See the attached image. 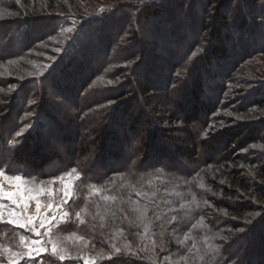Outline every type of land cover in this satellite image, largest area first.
<instances>
[{"label":"trees","instance_id":"obj_1","mask_svg":"<svg viewBox=\"0 0 264 264\" xmlns=\"http://www.w3.org/2000/svg\"><path fill=\"white\" fill-rule=\"evenodd\" d=\"M90 1L85 4L86 0H68L65 7L60 0H0V42L4 44L0 45V167L24 175L27 180L37 179L40 185L54 187L50 202L56 205L66 199L67 203L61 207L69 213L67 222L61 221L53 227L52 237H45V241L51 239L47 251L29 264H216L217 261L232 264L233 260L236 264H264V152L249 149L264 142V80L256 78L264 75V34L258 36L247 17L236 13L234 18L233 13L237 10L243 14V8L248 12L252 4L239 6L235 4L238 0H133L124 5L119 1L102 5V0ZM214 5L217 13L212 12ZM60 6L67 14H55ZM79 6L86 9L85 15L75 11ZM176 9L186 15L182 18L186 20L181 21L183 25H174L169 35L162 19L166 22L171 10ZM253 9L255 13L258 10ZM215 15L210 31L206 25H210ZM70 16L80 20L57 45L52 40L60 31L54 25L68 21ZM198 22L203 31L194 35ZM99 23L108 29L100 37ZM43 26L47 29L42 30ZM145 30L160 39L153 40L154 51L166 48L173 53L169 60H163L169 63L161 81L167 91L164 95L162 89L150 84L151 71L143 66L146 60L161 59L153 51L149 55L139 50L148 46L139 39ZM223 31L226 35H222ZM94 37L96 42H85ZM172 43L177 46L171 47ZM48 45L66 52L60 71L72 54L75 56L71 60L86 62L73 73L77 80L68 83L72 74H67L60 89L73 103L75 113H62L64 122H55V128L66 135L73 131L75 140L80 139V147L68 146L64 153L55 152L48 142L42 143L43 136L38 137L42 135L39 125L50 117L46 106L51 98L46 86H40L37 103L31 106L25 103L23 115L19 116V96L12 94L8 79L2 77L11 71L1 65H11L19 57L31 58L35 51H45L44 46ZM84 55H90L91 60L77 57ZM173 55H178V60ZM258 57L263 59L257 60ZM32 58L38 63V55ZM247 64L249 67L258 64L256 73L247 71L249 76L230 77L235 69H245ZM212 66L222 73L215 76ZM23 67L22 73L24 70L34 75L40 73L33 64ZM57 70L44 81H52ZM189 71L207 73L209 83L196 80L197 84L177 86ZM138 72L144 77V96L157 92L165 100L172 99L176 113L183 117V126L173 127L161 117L155 121L153 117L158 112L151 114L146 104L133 111L132 102L139 100L133 92ZM249 77L255 78L254 81L250 83ZM225 79L228 85L233 82L238 87L235 89L238 101L230 102L227 97L229 86L224 87ZM129 91L133 92L131 97L127 96ZM164 106L165 115L169 105ZM221 110L243 118L222 116ZM124 113L132 120L128 130L122 121ZM140 122L144 124L142 130ZM31 123L37 126L23 130ZM224 123L231 126L224 128ZM118 125L124 128H117ZM145 131L151 141L146 157L135 145L140 142L138 133ZM174 131L180 134L177 136ZM17 133L24 138L23 144H16ZM228 138L237 143L238 149L224 146L219 154V144ZM180 139L184 145H180ZM121 146L126 147L122 152ZM171 149L175 151L168 156ZM8 158L13 160L12 165H6ZM73 168L76 172L70 177L65 176L63 181L56 179ZM78 175L80 178L76 179ZM69 184L71 195L65 197L64 190ZM108 196L116 199H104ZM133 201L147 210L145 222L130 223L137 215ZM78 211L84 224L75 217ZM113 211L117 214L115 221L111 217ZM125 216L129 219H124ZM156 216L161 219L156 220ZM172 216H176L175 222H171ZM240 228L245 231H238ZM22 236L28 241L38 239L25 229L0 224V264H10L12 259L4 249L27 251L29 244L21 242ZM53 243L65 255L63 261L52 254ZM15 259L25 264L24 259Z\"/></svg>","mask_w":264,"mask_h":264},{"label":"rangeland","instance_id":"obj_2","mask_svg":"<svg viewBox=\"0 0 264 264\" xmlns=\"http://www.w3.org/2000/svg\"><path fill=\"white\" fill-rule=\"evenodd\" d=\"M117 1L123 2L122 5H124L125 4L124 2L127 3V2L133 1V0H102V2H100V1L99 2L102 3V5H108L110 3H112V4L117 3ZM134 1H137V0H134ZM87 2H91V1L90 0H88V1L86 0L85 4H87ZM60 3H61L60 5H63L65 7H67L68 0H60ZM196 4H197V2H196ZM235 4L236 5L239 4V6L240 5L244 6L245 4L246 5L247 4L248 5L252 4V5L249 6V10L250 9L251 10L248 11V12L246 11L245 8H243L245 10V12H246V13L242 12L244 15L241 14V12L239 13L237 10H235V12L233 11L234 16H235L234 18L237 17L236 13H238L239 15L247 17V19L249 21L248 24L251 23V25L254 28V30H257V32H258L257 35L258 36L263 35L264 34V0H238V1H235ZM214 6H215L214 7L215 10H213L212 12H214V13L216 12L217 13V5H214ZM251 6H252V8H251ZM253 8L258 9L256 13H255L256 10L253 9ZM75 11L77 13H80V14H84V15L86 14V12H84V11H86V9H83L82 6H79ZM65 12L66 11L64 10V7L60 6V8L56 9V13L55 14H57V16L59 14L60 15L67 14ZM167 13H169V12H167ZM171 13H170L171 14L170 17L168 16V19H167L166 22H165L164 19H162V21L165 23L164 25H166L168 27V28H166V26L162 27L163 30L165 28H166L165 30H168L167 34L172 32L171 30H173V29H171V28H173L174 25H178V26L183 25L181 21L183 20L185 22V20H186V19H182V18H184L183 15H185V14H182L177 9L175 11L171 10ZM226 15H228V17L230 16L229 13H227ZM215 18H216V15L212 18V21H210V25H206V27H208V30H210V31H211L212 25H214ZM230 18H231V16H230ZM154 20L157 23L159 22V19H154ZM78 21H77V18H75L74 16H70V17H68V21L58 22L56 25H54V26H56L55 29L60 31V34L57 36L58 38L55 37V38H53L52 41L55 42L57 45H59V41L61 43L62 39L65 38L68 35V31H66V29H69V28L73 29L75 23L78 22ZM200 25L201 24L198 22L197 28L195 29L194 35H197L201 31H203V28ZM254 25H257V26H254ZM130 27L137 32L136 26L131 24ZM41 28H42V30H46L47 29L44 26L41 27ZM103 28H104L103 24L99 23L98 29L101 30V33H98V34H100L99 37L102 36L103 34H105L106 31L108 30V29L105 30ZM15 30H17V29H15ZM37 30H38V27H37ZM56 30H53L52 32H54ZM161 32H162V30H161ZM229 33L231 35L233 34L232 31H229ZM152 34H150L149 30H145V31L142 32L141 36H139L140 34L138 35L139 39H141V41L142 40L146 41L145 45H146V43H148V46H141L139 48V50L142 49L144 52L147 51L146 53L149 54V55H152L153 53L151 51H153V52L158 54L159 58H161V59H158V60L156 59L155 62H149V61L146 60V62H143V64H144L143 66L144 67H149V70L151 71L150 77L148 76V78L150 80V84L156 86L157 88L159 87L160 89H162L161 94L164 95V94L167 93V91L165 90V88H163V84H161L162 83L161 81L164 78V76L167 74V72L164 73V70H165V68L168 69L169 63L163 62V60H169V58H170L169 55H171L173 53H171V51L168 52L166 48H165V50L164 49L163 50L162 49H158V51H154L155 48H154V45H153V40L158 41L160 39H158L154 35L156 37V39H155V37ZM238 34L239 33H237V35ZM222 35H226V32L223 31ZM258 36H257V38H258ZM17 38H19L20 41L22 40L21 37H17ZM96 38L97 37H94V39H91V40H89V39L87 41L85 40V42H87V44L89 43V41L93 42V40H94V42H96V40H97ZM208 38L211 39V36H209ZM213 40L215 41V39H213ZM158 44L161 45L162 43L158 42ZM0 45L2 46L4 44L3 43L1 44V42H0ZM170 46L175 48L177 46V43H172V45L170 44ZM180 46H182V44ZM47 47L48 48H45V46H44L43 50H45V51L39 50V51H35L32 54V57L35 54L38 55V57H39L38 63L37 62H33V58L32 57L31 58H25V59L19 57V58H15L16 60H12L13 63L11 65H6V66L5 65H1V66H3V68L7 67L6 69L11 71L9 73H4V76L2 75V77H5L6 79H8V82L10 83V87L9 88L12 90V94L14 92V93H16V95L19 96V99H18V107L20 108V110H19L20 112L18 113V114H20L19 116H21V114L24 111V110H22V108H24V104L25 103H27L30 106L34 105L35 103H37L35 101L40 96V86L41 85L42 86H46V88L48 90L47 95L49 96V98H51L50 99L51 102L49 103V105L46 106V110H48V112H49L48 114L50 115V117L49 118L47 117L48 119L42 120L41 125H39V128H38V131L41 132L42 135H38V137L39 136L40 137L43 136L44 140H42V143H47L48 142V146L52 147L55 152L58 151L59 153H64L65 150L68 148V146L71 147V148L80 147L79 146V144H80L79 140L80 139L79 140L78 139L75 140L76 139V134L73 131L70 132V133L68 132V135H66V134H64V132L61 129L58 130V128H55V126H56L55 122H60V124H62L64 122V118H63V114L62 113L71 112L72 115L75 113L73 103L68 101V99L65 98L61 94L60 89H61V86L63 85V82H64L63 80L68 77L67 74H72L69 77L70 80L68 79V83L72 84L74 82V80L76 79V77H73L74 76L73 73L75 72V70L78 71L79 70L78 68L80 66L84 65L86 62H82V61L75 62V61L71 60L72 58L74 59V56H75V54H72L70 60L64 61L65 64H64L62 70L60 71V62H62V58L64 57L66 52L65 51L62 52L61 48L59 49L57 47H51L50 45H48ZM84 47H86V45H84ZM153 48H154V50H153ZM136 50H138V48H136L135 51ZM238 53H239L238 55H240L241 51L239 50ZM98 54H97V56H99ZM77 57L78 58L84 57V61L85 60L86 61L87 60L88 61L91 60V56L90 55L77 56ZM178 57H179L178 55H173V58H176V60H178ZM262 59H263L262 57H258L257 60H262ZM234 60L236 61L237 59L234 58ZM12 61H10V62H12ZM174 61H175V59H174ZM28 63L33 64V66H35V67H39V69H40L39 72L40 73H38L36 71V73H38L39 75H34L32 72L27 73L28 70H24L25 73H22L23 72L22 69H25V67H23V66L27 65ZM87 64L89 65L88 62H87ZM203 65L206 66V63H203ZM257 65L258 64H255L253 67H249V64H247V65H245V67H246L245 69L243 68V69H241L239 71H238V69H235L236 70L235 73L232 72L233 75L232 76L229 75V76L231 78H235V76H237L236 74L244 76V77H246L245 75L249 76L247 71H249L251 73H256L255 68L257 67ZM75 66H76V68H75ZM210 68L213 70V72H214L213 74L215 76L219 72L222 73V71H220V69H218V68L216 69V67H214V66H212ZM54 69L55 70L58 69L56 77L52 81H44V80H46V78H48V76H49L48 74L51 73ZM175 73L176 74H180L181 72H178V73L175 72ZM22 74H25V75H22ZM207 76L208 75L205 72L196 73L194 71H189L188 73H186L185 75H183L180 78V82H179V84H177V86L184 87V84H187V85L190 86V84H192V83H196L197 84L198 81H204V82L207 81L209 83V79L207 78ZM254 76H256V74ZM130 77H131V75H130ZM137 77H138V79L136 80V84L134 83V91L133 92H136V94H137L136 97L139 100H137V102L134 101V103L132 102L133 111L136 112V111L140 110L141 107L146 104L147 105V110L151 111V114H154V113L158 112L157 114H154L153 118H154L155 121L158 120L159 117H161L160 119H162V120L163 119H165V120L168 119V121H167L168 124L169 125L171 124V126H173V127L174 126H177V127L183 126L184 125L183 117L181 116V114L176 113V109H175V107L173 105L172 99L168 98V99L165 100V98H163L157 92H154V93H151V94H147L146 96H144V89H143L144 88L143 87V85H144V83H143L144 82V77H143V74L138 72V76ZM256 78H261V79L264 80V75H261L260 77H256ZM248 79H250L249 81L251 83V82L254 81L255 78L249 77ZM34 80H36L37 83L36 82L33 83ZM196 80H198V81L196 82ZM223 83L225 84L224 85L225 88L229 86L228 87V92H227V95H228L227 97L230 98V102H231V100H232V102L233 101H238L237 98H239V95L235 92V89L238 88V87L236 85H234L233 82L229 83V85H228L227 79L223 80ZM64 84H66V83H64ZM247 88H251V87H247ZM190 89H188V92L189 91L192 92ZM192 89L195 90L194 87ZM133 92L129 91L127 96L131 97L132 96L131 94H133ZM31 96H32V99H31ZM203 100L204 99H202V101ZM164 103H167V105H169V109L166 111L165 115H164V112H165L166 109H165ZM222 104H223V102H221V105ZM92 108H95V107H91V109ZM57 110L60 111V112H57ZM219 114H222V116L230 115L232 117L238 118V120H241V118H243V117H241L239 115L233 114L232 112L225 111V110L224 111H222V110L219 111ZM124 115H125V113H124ZM248 119L251 120V118H248ZM52 120H54V122ZM175 120H177V121H175ZM122 121H124L125 129L128 130L129 125L132 124V120L129 119V117L127 115H125V117H123ZM36 126L37 125L34 124V123H31L29 125L27 124V125H25L23 130H27V129L30 130V129H33L34 127H36ZM139 126L141 128L140 130H142L144 128V124L141 123V122L139 123ZM223 126H224V128L225 127L229 128L231 125H229L227 123H224ZM233 126H235V125H233ZM122 127L124 128V126H122ZM122 127H120L119 125L117 126V128H122ZM50 133H51V135H50ZM173 134L178 136L180 133H178L177 131H174ZM138 135H135V137L138 136V139L140 140V142L136 141L135 145L138 146V148H141V150H142L141 153L144 152V156L146 157V156L149 155V150H150L149 149V145L151 143V141L149 140L150 138H149L148 134H146V131H145L144 134L140 135V133H138ZM17 137H18L17 139H18L19 142L16 143V144L17 145L23 144V142L25 141V140H23L24 138L21 135H19ZM65 137H67V139ZM120 140L124 141V138L121 137ZM120 140H119V142H121ZM182 140L180 139V142H182L180 145H182V144L184 145V143H183L184 141H182ZM229 145L233 149H238L237 143L233 144L232 138H228L227 142L226 141L224 142V140H223L221 142V144H219L217 152L219 154L222 153V150H223L224 146H229ZM144 148H146V150ZM253 148H255V149L257 148V151H263L264 152V142L261 143V145L256 144L254 146H249L250 151L254 150ZM123 149H126V147L123 148L121 146L120 147V152H122ZM143 149H144V151H143ZM132 150L133 149L128 151V154L130 156L133 155L132 154ZM153 151H154V149H153ZM173 151H175V149H171L170 152L168 151L167 152L168 156H169V154L174 153ZM160 153H159V155H160ZM248 156H252V155H248ZM0 159H1V157H0ZM6 160H7V164L6 165H10V164L12 165L13 164V160L11 158H8ZM6 175H17V174L9 171V172H6ZM0 184H3V187H4L5 191H8V192H15L16 191V185L11 184V183H9L7 181H4L3 179H0ZM28 186L32 187V188H36V189H39L40 187H44L46 189L45 192L39 193L42 209H43V206L45 204L51 203L50 201L53 200V192H52V190H54V187H52L51 185H46V186L40 185L39 181H37V179H29L28 180ZM31 195L32 194L29 193L25 198L29 200L28 212L30 214H35L36 203H35V199H31ZM4 203L8 204L9 202L8 201H4ZM37 224H38V221H37ZM45 237H47V236L38 237L37 241L40 242L39 243V247H42V248H46L47 247V243L45 241ZM33 240H35V239H33ZM29 246H31V245L29 244ZM33 253H35V248H33Z\"/></svg>","mask_w":264,"mask_h":264},{"label":"snow or ice","instance_id":"obj_3","mask_svg":"<svg viewBox=\"0 0 264 264\" xmlns=\"http://www.w3.org/2000/svg\"><path fill=\"white\" fill-rule=\"evenodd\" d=\"M9 15H12V13H9ZM66 31L72 32L73 29L69 28L66 29ZM17 135L19 136L20 134L17 133ZM75 172L76 169L73 168L71 172H65L63 175L59 176L56 179L63 181L65 176L70 177L72 173ZM79 178L80 177L78 175L76 179ZM0 179H3L4 181L16 185L15 192H8L5 191L3 184H0V224L13 225L16 228L25 229L27 230V232L33 233L37 237L48 236L49 238H51L53 235V227L59 224L61 221L67 222V219L69 218V213L61 207V205L67 203L66 199L59 201V203L56 205L52 203L45 204L42 209L39 193H43L46 191L44 187H40L39 189L29 187L28 180L25 178L24 175H6V171L3 167H0ZM71 188L72 184H69L65 187V197L71 195ZM93 188H95L97 192L100 191V189L96 188L95 185H93ZM29 193L32 194L31 199H35V214H30L28 212L29 200L25 197ZM137 195H141V193H137ZM104 199L114 201L116 197L108 196L104 197ZM4 201H8L9 203L5 204ZM133 204L136 205L133 211L136 212L137 215L135 216L134 221L130 220V223H134L136 221L141 223L145 222L147 220V210L140 208L137 202L135 201H133ZM181 207L184 206L182 205ZM120 211L123 212L124 210L120 209ZM256 215L259 216L260 213H256ZM75 217L81 224L85 223V221L81 218V212H76ZM111 217L113 221L117 219V214L115 211L111 213ZM101 219L103 220L104 217L101 216ZM124 219H129V217L125 216ZM160 219V216H156V220ZM170 220L171 222H175L177 218L176 216H172ZM148 223H151V221H148ZM249 223H251V221H249ZM41 230H43V232ZM238 231L244 232L245 229L240 228L238 229ZM20 239L23 244H30L31 246L27 248V251L21 250L17 252H12L11 249H4V251H8L10 253V256L12 257V259H10V264H19V260L15 258L24 259L25 264H29L30 261H34V257H38L42 252L47 251V248L39 247L40 242L37 240L28 241L25 240L23 236ZM80 239H83V237H80ZM49 242H51V239H49V241H46V243ZM161 246L163 247V245ZM33 248H35V253H33ZM119 251L120 249L117 248L116 252ZM52 254L58 256L59 260L61 261L65 259V255L58 250L57 245L55 243L52 244ZM133 255H135V253ZM216 264H220V262L217 261ZM225 264H227V261H225ZM232 264H236L235 260L232 261Z\"/></svg>","mask_w":264,"mask_h":264}]
</instances>
